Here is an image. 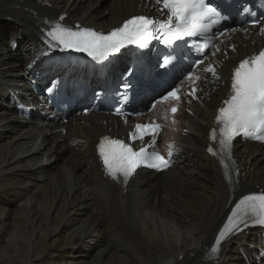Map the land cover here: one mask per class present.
Instances as JSON below:
<instances>
[{
    "label": "bare ground",
    "instance_id": "1",
    "mask_svg": "<svg viewBox=\"0 0 264 264\" xmlns=\"http://www.w3.org/2000/svg\"><path fill=\"white\" fill-rule=\"evenodd\" d=\"M114 1L116 12L107 18L95 0H0V264H264V230L241 232L219 260L205 259L238 199L264 188V146L237 143L242 176L231 182L206 153L214 113L227 90V65L221 79L202 90L194 115L183 116L190 133L180 141L173 169L159 176L140 172L126 189L104 179L95 142L140 120L101 113L65 125L49 109L55 100L37 93L58 78L70 92L82 88L86 94L98 79L95 70L35 66L52 16L65 13L68 21L106 31L130 16L153 14L155 6L152 0ZM253 32L251 37L258 35ZM229 37L241 40L238 33ZM252 42H264V33L238 41L239 49ZM29 88L42 98L30 97ZM20 101L32 108L29 120L17 111ZM69 149L70 163L55 174L51 163ZM79 170L84 177L78 178Z\"/></svg>",
    "mask_w": 264,
    "mask_h": 264
},
{
    "label": "snow or ice",
    "instance_id": "2",
    "mask_svg": "<svg viewBox=\"0 0 264 264\" xmlns=\"http://www.w3.org/2000/svg\"><path fill=\"white\" fill-rule=\"evenodd\" d=\"M156 3L167 10L166 19L133 16L108 33L82 27L79 24H64L65 16L61 15L55 22L46 21L50 23V27L44 33V43L49 50H74L87 53L94 60L104 61L127 45L147 48L153 39L160 40L162 37L163 44L167 48H173L174 45L179 47L178 41L187 44L191 39L197 55L203 57L212 47L211 40L216 36L215 33L209 35L213 25L222 19L218 6H214L212 0H156ZM261 32L264 33V28ZM219 34L224 33L221 31ZM216 50L219 51V48ZM170 60V54L166 55L160 66L167 65ZM203 63V58L196 59L189 68L186 78L199 79L192 68ZM205 71L211 72L216 79H219L213 66L209 65ZM178 91L174 87L157 103L167 101L169 98L178 101L180 99ZM194 92L193 88L192 93ZM152 107L154 108L155 104ZM177 110L175 106L171 108L173 114ZM215 120L218 129L213 128L210 137L217 142L218 150L210 146L208 152L214 156L220 155L226 170L229 165L224 163L225 158L235 164L231 149L236 137L264 141V50L242 59L234 67L231 73L230 92L222 101V106L218 108ZM135 128L136 132L130 133L132 139L142 140L145 135L152 137L150 144L139 151H135L131 145L122 140L108 136L103 137L97 145L105 174L118 183L127 184L136 169L142 165L158 171L166 170L171 165L170 159L155 151L156 137L162 125L153 122L137 124ZM149 147L153 151L149 152ZM170 156L171 152H169ZM234 172L238 175V168L234 169ZM225 175L231 182L232 173L226 171ZM249 222L264 225V192L245 195L235 204L227 223L219 231L215 243L209 249V259L218 257L221 242L230 234L242 231L241 226L247 227Z\"/></svg>",
    "mask_w": 264,
    "mask_h": 264
},
{
    "label": "rangeland",
    "instance_id": "3",
    "mask_svg": "<svg viewBox=\"0 0 264 264\" xmlns=\"http://www.w3.org/2000/svg\"><path fill=\"white\" fill-rule=\"evenodd\" d=\"M92 1H94V0H92ZM96 2L97 1H99L98 2V4H97V6L96 7H98V9L99 10H104L105 11V17H107L108 18V16H110V14H112V13H114V12H116V6H117V4L115 3V1L114 0H95ZM47 3H45L44 4V6H48V5H46ZM83 5H85L86 7H88V2H86V3H84ZM113 5H114V7H113ZM114 8V9H113ZM108 9V10H107ZM34 45V48H37L38 46H36L35 44H33ZM39 48V47H38ZM40 49V48H39ZM39 55V53L36 51L35 52V54L32 56V60H34L37 56ZM37 60H39V59H37ZM43 71V69H42V67L41 68H38L37 69V74H38V71ZM55 73H56V71H55ZM52 74V73H51ZM31 75V74H30ZM30 78H26V80H29ZM98 79H99V77H98ZM98 79H96V80H93L94 82V84H92V86L91 87H93V86H95V83L96 82H98ZM43 81H41V83H42ZM47 85H49V84H47ZM45 88V87H44ZM5 89H8V91L10 90L9 88H5ZM83 89L81 88V90L80 91H77V98H79V99H82V100H84V97H83V95H84V90L82 91ZM81 91L83 92V94L81 93ZM42 92H44V89H42ZM88 93V92H87ZM86 93V94H87ZM29 96L30 97H32V96H37V95H35L34 94V92H33V89L32 88H29ZM38 98H42L41 96H37ZM65 125H67V124H65ZM71 158H72V152H71V150L69 149V150H67V151H65V153L64 154H62L61 155V157H60V160L58 161V162H52L51 164L52 165H54L55 167H54V172H55V174H58L59 172H60V170L63 168V167H65V166H67L69 163H70V161H71ZM64 159V160H63ZM68 159V160H67ZM63 162V163H62ZM44 164L45 165H47L46 164V162H44ZM51 164H49V165H51ZM64 164H65V166H64ZM261 169V168H260ZM77 174H78V178H82V177H84V174H83V171L82 170H79L78 172H77ZM82 174V175H81ZM14 210V209H13ZM105 227H107V223H105Z\"/></svg>",
    "mask_w": 264,
    "mask_h": 264
},
{
    "label": "water",
    "instance_id": "4",
    "mask_svg": "<svg viewBox=\"0 0 264 264\" xmlns=\"http://www.w3.org/2000/svg\"><path fill=\"white\" fill-rule=\"evenodd\" d=\"M61 15H64V16H65V20L63 21V23L65 22L64 24H67V25H76V24H79V25L82 26V27H88V26H83L81 23L72 22V21H70V20L68 21V20H67V19H68V16H67L65 13H62V14L57 15V16H52L50 19H54V17H56L55 21H57L58 18H59ZM127 19H130V18H126V19L122 20V21L118 24V26H115L114 28H111V29L106 30V31L99 30L98 28H95V27H90V28H93V29H95L96 31H100V32L108 33V32H110V31H112L113 29H115V28H117V27H120V26L123 24V22H124L125 20H127ZM164 19H166V18H164Z\"/></svg>",
    "mask_w": 264,
    "mask_h": 264
}]
</instances>
